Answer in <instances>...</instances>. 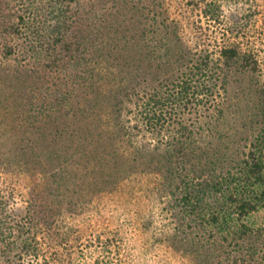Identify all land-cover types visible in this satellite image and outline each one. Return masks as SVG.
<instances>
[{
    "label": "trees",
    "instance_id": "trees-1",
    "mask_svg": "<svg viewBox=\"0 0 264 264\" xmlns=\"http://www.w3.org/2000/svg\"><path fill=\"white\" fill-rule=\"evenodd\" d=\"M225 1L0 0V264H264V24Z\"/></svg>",
    "mask_w": 264,
    "mask_h": 264
},
{
    "label": "rangeland",
    "instance_id": "rangeland-1",
    "mask_svg": "<svg viewBox=\"0 0 264 264\" xmlns=\"http://www.w3.org/2000/svg\"><path fill=\"white\" fill-rule=\"evenodd\" d=\"M225 2L228 10L227 15L230 20L234 18H239L241 16L244 17L246 16V12L250 11L251 8L253 11L258 8L259 15L257 16V18L259 20H257L260 24H264V19H262L264 15L261 16L262 14H264V0H227ZM15 160H18V158H15ZM17 166L16 169L13 170V172H6L0 174V187L7 193L12 191L15 197L17 198L19 205L23 206L24 199L28 196L30 178L35 177L34 175H32L31 171L26 172L24 168ZM74 192V195L75 197L77 196L76 198H78V200H84L82 203L84 205L82 207L78 206L79 210L81 212L83 210H87V212H89L92 207V200L90 199V194H87L86 191H80L79 188L74 189ZM132 229L134 233L137 230H134V227H132ZM88 253L89 254L85 260L90 263H93L97 258L104 257L106 255L104 249L100 247L93 249Z\"/></svg>",
    "mask_w": 264,
    "mask_h": 264
}]
</instances>
